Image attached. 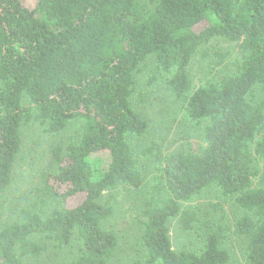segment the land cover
I'll return each mask as SVG.
<instances>
[{
    "label": "trees",
    "instance_id": "obj_1",
    "mask_svg": "<svg viewBox=\"0 0 264 264\" xmlns=\"http://www.w3.org/2000/svg\"><path fill=\"white\" fill-rule=\"evenodd\" d=\"M216 37L238 45L237 69L192 88L191 57ZM149 55L187 115L204 124V144L159 157L141 236L145 256L132 264H227L217 233L199 253L173 249L169 237L168 221L178 216L188 229L193 216L182 204L211 186L248 212L235 231L247 240V263L264 264V187H251L253 155L264 161V101L247 99L254 86L264 88V0H157L146 14L138 0H35L32 7L0 0V192L11 180L22 125L35 120L57 133L79 120V140L51 149L61 191L49 193L63 201L83 194L73 206L44 217L23 211L20 222L0 228V264L39 254L36 236L58 246L77 241V255L61 264H107L117 237L103 228L111 208L98 199L143 183L131 139L146 122L130 96L133 72Z\"/></svg>",
    "mask_w": 264,
    "mask_h": 264
},
{
    "label": "rangeland",
    "instance_id": "obj_2",
    "mask_svg": "<svg viewBox=\"0 0 264 264\" xmlns=\"http://www.w3.org/2000/svg\"><path fill=\"white\" fill-rule=\"evenodd\" d=\"M138 1L146 14L157 0ZM21 2L32 7L35 0ZM239 61L240 50L236 43L221 37L213 38L191 57L187 72L192 88L207 78L218 80L223 75L235 73ZM133 80L131 106L146 122L144 133L131 139L136 168L143 183L136 188L118 187L106 191L98 199L111 208V215L102 226L112 229L117 237L116 248L107 264H132L133 260H142L145 256L141 236L151 186L158 173L159 157L178 150H196L204 144V124L193 121L181 100L168 90L166 75L156 67L153 55L138 64ZM247 99L252 103L264 101V88L254 86ZM22 103L29 104L26 96ZM20 137V150L13 164L10 183L0 192V228L20 222L23 211L44 217L54 209L75 205L83 197V194H78L63 201L61 198L56 200L49 193L50 189L57 193L61 191L52 178L56 168L50 163L51 149L54 146L65 149L68 144L79 140V120L71 121L57 133L47 132L44 125L32 120L21 126ZM251 149L253 151V146ZM107 155L100 153L98 157L105 161ZM253 157L257 174L251 178V187H264V161L255 154ZM181 209L192 214L193 220L188 229L181 227L178 216L168 221L173 249L199 253L206 236L217 233L220 245L229 254L227 264H248L247 240L235 231L237 221L248 212L237 204L234 197H225L217 187L211 186L183 203ZM34 239L43 249L35 256L25 257L22 264H61L78 253L77 241L58 246L43 236Z\"/></svg>",
    "mask_w": 264,
    "mask_h": 264
}]
</instances>
